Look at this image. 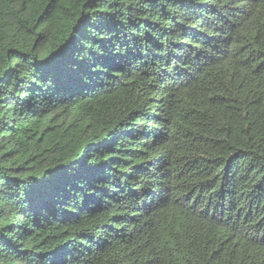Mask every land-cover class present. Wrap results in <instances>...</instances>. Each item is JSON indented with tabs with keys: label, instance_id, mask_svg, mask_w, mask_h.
I'll return each mask as SVG.
<instances>
[{
	"label": "trees",
	"instance_id": "trees-1",
	"mask_svg": "<svg viewBox=\"0 0 264 264\" xmlns=\"http://www.w3.org/2000/svg\"><path fill=\"white\" fill-rule=\"evenodd\" d=\"M0 264H264V0H0Z\"/></svg>",
	"mask_w": 264,
	"mask_h": 264
}]
</instances>
